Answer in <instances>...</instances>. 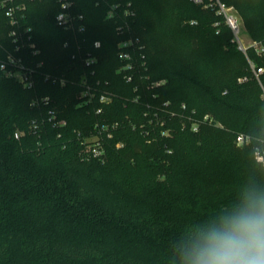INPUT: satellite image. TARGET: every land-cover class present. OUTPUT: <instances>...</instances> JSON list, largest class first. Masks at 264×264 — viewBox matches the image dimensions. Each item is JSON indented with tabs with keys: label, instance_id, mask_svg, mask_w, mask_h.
<instances>
[{
	"label": "trees",
	"instance_id": "obj_1",
	"mask_svg": "<svg viewBox=\"0 0 264 264\" xmlns=\"http://www.w3.org/2000/svg\"><path fill=\"white\" fill-rule=\"evenodd\" d=\"M218 2L264 48V0ZM6 5L20 8L15 26L0 9V62L13 51L8 34L15 30L40 52L31 56L25 48L24 64L43 65L30 89L0 70V264H178L188 231L249 185L229 184L232 175L264 187V159L254 154L264 152V53L238 48L216 0H74L82 33L56 25L57 0ZM113 5L116 16L108 19ZM129 38L142 47L131 83L117 72L118 44ZM87 53L96 58L92 66L84 63ZM84 81L95 98L80 105ZM100 94L111 102L99 103ZM44 97L47 106H31ZM181 105L210 123L190 132L179 118L160 125L153 116L182 114ZM50 109L65 126L46 121ZM96 121L117 124L103 162L82 159L77 138ZM17 128L26 131L19 138ZM144 154H154L160 179L130 169ZM202 156L208 162L198 167L176 162Z\"/></svg>",
	"mask_w": 264,
	"mask_h": 264
},
{
	"label": "built area",
	"instance_id": "obj_2",
	"mask_svg": "<svg viewBox=\"0 0 264 264\" xmlns=\"http://www.w3.org/2000/svg\"><path fill=\"white\" fill-rule=\"evenodd\" d=\"M6 1L11 2L13 0H1L0 1V9H4L5 15L10 19L11 25H17V18L15 17V12L19 6L14 5H6ZM59 3L58 12L55 15V23L58 27L63 30L70 31L73 33H82L85 31V26L83 24V15L78 14L74 11V0H57ZM195 4L202 3V0H192ZM218 5V13L223 14L225 18V22L227 26L230 28L234 41L237 43L238 48L242 51H245L247 48L244 47L239 40V27H238V19L228 13L229 9L224 5L220 4L218 0H216ZM129 6V4L127 5ZM118 5H113L108 11L107 18L113 19L116 14L114 10ZM125 16L131 15L128 7L124 9ZM128 29V25L118 26V31L123 32ZM9 38H11L12 43L14 44L13 51L6 53V57L3 61L0 62V70L3 73L12 78H17L19 83L27 89L33 88L35 84V67H40L43 65V62H39L33 66L26 65L23 62V55L21 52H24V49L27 48L28 52L31 56H38L40 54L39 50L36 49L34 43L29 42L30 38L27 37L25 42L21 35L18 36L15 30H11L9 32ZM137 39L129 38L127 40H123L118 44V54L117 57L122 62L121 67L117 70L118 73L122 74L123 79L127 83H131L134 78V72H140L137 64V60L134 57L135 52L142 49L141 46L137 45ZM67 45V42L64 43V46ZM94 48H98L100 43L98 41L94 42ZM249 47H253L256 52L264 53V48L260 46L258 43L251 41ZM87 56L84 59V63L86 66H92L96 62V58L93 57L90 53L86 54ZM140 58V57H139ZM142 59V57H141ZM261 69H257V73H260ZM55 81V80H54ZM61 85L65 84L64 80L60 81ZM163 83V81L156 82L155 85H159ZM85 89L81 92L80 98L82 99L80 105L90 104L95 98V92L93 91V87L91 84L86 83ZM111 95L108 94H100L99 95V103L101 104H109L111 102ZM47 106L49 104L48 97L44 98H36L31 102L32 107H38L40 105ZM102 108H98L96 110V114L101 113ZM183 113L180 114L178 112L173 111H164L162 116H158L157 113H154L153 116L156 117V121L160 125H164L166 121L179 118L180 129L188 130L190 132H198L200 127L205 123H210V119L207 115H204L202 119H197L194 115V111L189 113H185L186 110L185 105H181L180 109ZM46 121L51 123L54 127L65 126L66 122L63 119H57L56 111L54 109H50L47 112ZM44 122V120H43ZM117 127L116 123H108L104 121H96L90 131L87 134L78 133L77 138L79 140L80 149L83 150L87 159H95L100 162L105 161L106 158V142L107 140L112 139L113 133ZM31 133L36 134L38 131V125L36 121H32L30 126ZM22 135L21 133L15 132L14 137L19 138ZM244 141L243 136H238L236 138V144L241 145ZM121 144H116V147L119 148ZM86 152V153H85ZM257 158L264 159V152L261 153L259 151L255 152Z\"/></svg>",
	"mask_w": 264,
	"mask_h": 264
},
{
	"label": "clouds",
	"instance_id": "obj_3",
	"mask_svg": "<svg viewBox=\"0 0 264 264\" xmlns=\"http://www.w3.org/2000/svg\"><path fill=\"white\" fill-rule=\"evenodd\" d=\"M177 254L178 264H264V187H244L231 206L190 229Z\"/></svg>",
	"mask_w": 264,
	"mask_h": 264
},
{
	"label": "rangeland",
	"instance_id": "obj_4",
	"mask_svg": "<svg viewBox=\"0 0 264 264\" xmlns=\"http://www.w3.org/2000/svg\"><path fill=\"white\" fill-rule=\"evenodd\" d=\"M228 13H230L231 15L235 16L238 19V27H239L238 36H239L240 43L244 47L249 48V45L251 44V39H250V37L246 31V28L243 26L240 17L238 16V14L233 9H229ZM16 80H17V78H16ZM33 120L36 121V118ZM172 123L173 122H170L169 124L171 125ZM170 125H169V127H170ZM15 131L17 133H21V134H24V132H26V131H24V130L22 131V129H18V128ZM140 132H143V129ZM80 154H81L82 159L88 160L82 149H80ZM255 156H256V154H255ZM154 159H155L154 154H144V155L138 156L133 161L132 167H130V169L136 173L141 174L143 177H149V178L154 177L156 179H160L161 170L153 167L152 162ZM176 162L178 165L180 164V162L181 163L184 162L183 164H185V165L191 164L192 166L198 167L200 163L205 164L208 161H207V158L205 156H202V157H197V158L178 157ZM196 169L200 170L201 168H196ZM175 170H178L177 166H176ZM253 182L254 181L252 179L242 178L239 175H232L229 178V184H231V185L239 186V185H243V184H247V183L250 184Z\"/></svg>",
	"mask_w": 264,
	"mask_h": 264
}]
</instances>
